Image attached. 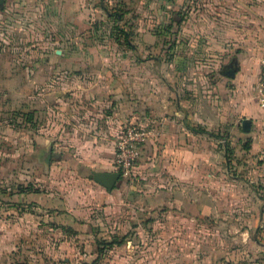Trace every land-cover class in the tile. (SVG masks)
<instances>
[{"label": "rangeland", "instance_id": "obj_1", "mask_svg": "<svg viewBox=\"0 0 264 264\" xmlns=\"http://www.w3.org/2000/svg\"><path fill=\"white\" fill-rule=\"evenodd\" d=\"M60 8V19L43 22V7H19L28 18L10 34L0 9V188L38 189L43 198L37 213L33 201L27 214L22 205L2 210L16 237L0 264H264L263 109L236 105L229 116L219 100L220 118L211 116L217 78L229 80L234 61L262 66L264 0H71ZM64 10L76 22L68 29ZM92 76L108 101L116 92L120 132L134 122L138 93L141 116L149 96L188 104L181 118L211 133L189 140L187 180L169 188L147 173L142 152L137 177L122 179L111 201L101 195L88 178L92 152L115 157L119 138L100 146L60 139L85 123L68 108ZM122 236L120 245L103 243Z\"/></svg>", "mask_w": 264, "mask_h": 264}, {"label": "crops", "instance_id": "obj_2", "mask_svg": "<svg viewBox=\"0 0 264 264\" xmlns=\"http://www.w3.org/2000/svg\"><path fill=\"white\" fill-rule=\"evenodd\" d=\"M70 2L71 0H5L4 6L0 9L12 19V22L7 21V23L4 24L5 26L10 27L5 28V30L10 34L9 31L12 30L13 25H18L16 22L20 20V18L23 19L24 17H27L25 11L23 12L19 7L29 9L34 8L35 10H41L43 7L44 17L40 15L39 19L38 15L35 16L37 19L44 22V18L54 20L55 17L56 20L60 19V4L64 3L68 7ZM61 17L65 18L64 24H66L67 29L71 22L74 24L76 23L70 20V18L73 17L71 11L67 12L64 10ZM228 33H230L229 29ZM231 34H233V32ZM262 57H264V52H262ZM236 70L237 71L234 75H229L230 81H226L224 78H217V84L215 87L216 92L213 95L211 105L212 118H220L219 100H224L223 103L227 107V115L229 116L230 110H234L236 105H240L242 110L246 112L252 111L253 113H257L258 110L263 109L261 111L264 113V108L259 104L256 97L252 96L253 86L255 83H258L261 73L260 62L257 60L255 66L249 69L247 60L241 58ZM90 78L96 82L93 83L92 86H89V84L85 85L84 90L82 91L74 90L75 92L73 91L72 96H70V98H73L72 101H74V104H72V107L68 108L74 119L78 117V113H83L88 117L86 118L84 116V124L74 123L73 126L74 129H76L75 133L66 135L65 137L61 136L60 139H72L76 144L86 142L88 145L92 146L114 143L121 134V116H118V112L120 111L118 109L116 92L113 96L115 101H108L110 95L107 94V91L98 88L97 76H92ZM139 96L138 93L135 100H132L131 119L134 122L148 124L154 129V135L147 141L143 149L145 152L142 151L147 156V162H144V164L147 163V167L149 168L147 173L155 175L157 180L164 181L167 178L166 181L168 182L167 184L169 185V188H173L172 185L175 181L187 180L189 177V173L185 169L186 167L184 164L188 158L187 146L189 140L198 137V134H195V132L198 133V131L193 130V127L190 128V126H188V115H185L183 119L180 116L189 110L188 104H181L182 102H180L181 106L179 107L175 106V104H171L172 102H169L168 104H159L155 96H149V107H151V111L149 115L141 116L139 113L141 106ZM72 108L74 111H72ZM75 109H77L78 112H75ZM193 111L198 113L199 109L196 108L195 110L193 109ZM222 111L225 112V110ZM110 112H112L113 115H111ZM261 125L264 127V121H262ZM78 128H81L80 133H78ZM92 153L93 156H91L90 163L91 170L88 174V178L98 183L101 195L107 197V201L109 202L112 197L114 198L116 196L117 191L121 189L120 186L123 180L120 178L112 189H109L94 180L91 177L94 171L112 172L117 170L114 165V157H104L101 156L99 152H96L95 154L94 152ZM177 162H179L178 165ZM140 167L143 166H139V169ZM34 190L36 191H29L28 189H25V191L12 189L10 192L7 191V188H0V228L3 231L0 235V256L11 251L8 249L10 247L9 241L16 237L15 235L13 236L11 232L12 230H10L11 226L9 225L14 221L11 219L13 216H8V212L5 214L3 211L12 209L10 206L16 205L18 208L19 205H22L23 207L25 206L26 209L21 211L20 214H27V204L29 205V202L33 201L30 210L32 214L37 213L36 210H39V208L42 207L41 201L43 198L40 196L42 192L38 189ZM165 190L164 192L173 191L170 189ZM15 195L16 199H13ZM5 204H7V206H5ZM4 240H7V248H3Z\"/></svg>", "mask_w": 264, "mask_h": 264}, {"label": "built area", "instance_id": "obj_3", "mask_svg": "<svg viewBox=\"0 0 264 264\" xmlns=\"http://www.w3.org/2000/svg\"><path fill=\"white\" fill-rule=\"evenodd\" d=\"M256 97L259 104L264 108V60L256 85ZM153 135L154 129L148 124L131 122L125 126L117 141L114 157L116 170L120 172L123 178L133 180L137 177L142 151Z\"/></svg>", "mask_w": 264, "mask_h": 264}, {"label": "water", "instance_id": "obj_4", "mask_svg": "<svg viewBox=\"0 0 264 264\" xmlns=\"http://www.w3.org/2000/svg\"><path fill=\"white\" fill-rule=\"evenodd\" d=\"M5 0H0V8L4 6ZM233 69H236L237 63L236 61L233 62ZM231 75L235 74V70H231ZM244 128L250 129V120L245 119L243 121ZM91 177L98 181L99 183L103 184L105 187L112 189L116 185V183L120 180L121 174L118 171H112V172H96L94 171L91 175Z\"/></svg>", "mask_w": 264, "mask_h": 264}, {"label": "trees", "instance_id": "obj_5", "mask_svg": "<svg viewBox=\"0 0 264 264\" xmlns=\"http://www.w3.org/2000/svg\"><path fill=\"white\" fill-rule=\"evenodd\" d=\"M106 11H107V13H110V11L108 10V8H107V6H104L103 7ZM112 16H114L115 17V21L117 22L118 20H120V19H122V16H120L119 14H117V13H113L112 14ZM123 34H125L126 36H127V33H123ZM118 39L120 38L119 36H118V34H116L115 35ZM128 43H129V41H128ZM193 130H196V131H198V132H203V133H211V132H208L207 130H205V129H203V128H198V129H196V128H193ZM121 178L122 179H124L122 176H121ZM29 191H36V190H34V189H28ZM20 191H25V189H22V190H20ZM127 240V236H122V237H120V238H113V239H111V240H104L103 241V243H105L106 245H109V246H112V245H115V244H117V245H120V244H122V243H124L125 241ZM102 251V250H101Z\"/></svg>", "mask_w": 264, "mask_h": 264}]
</instances>
